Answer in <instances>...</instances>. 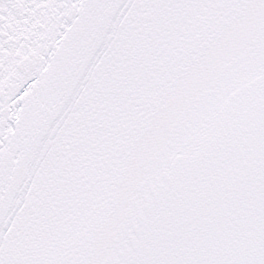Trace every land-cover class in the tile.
<instances>
[{
    "label": "snow or ice",
    "instance_id": "obj_1",
    "mask_svg": "<svg viewBox=\"0 0 264 264\" xmlns=\"http://www.w3.org/2000/svg\"><path fill=\"white\" fill-rule=\"evenodd\" d=\"M0 264H264V0H0Z\"/></svg>",
    "mask_w": 264,
    "mask_h": 264
}]
</instances>
